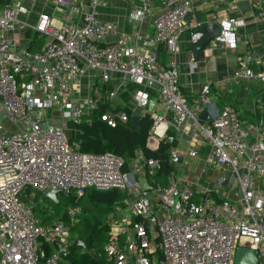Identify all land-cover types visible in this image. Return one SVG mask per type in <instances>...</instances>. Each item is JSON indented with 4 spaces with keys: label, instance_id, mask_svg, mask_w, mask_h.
Returning <instances> with one entry per match:
<instances>
[{
    "label": "built area",
    "instance_id": "2783aa9c",
    "mask_svg": "<svg viewBox=\"0 0 264 264\" xmlns=\"http://www.w3.org/2000/svg\"><path fill=\"white\" fill-rule=\"evenodd\" d=\"M54 1L53 12H39L33 25L20 18L30 12L21 0L0 5V264H70L71 227L84 211L67 205L66 220L42 221L36 208L48 216L56 212L39 195L50 188L126 193L110 219L105 254L112 264H234L240 246L254 249L264 264V56L239 33L245 19L222 17L209 45L234 49L243 43L230 81L260 83L252 117L225 105L204 122L212 84H203L201 99L190 102L179 67H163L157 50L178 51L192 0H137L128 17L134 23L151 17L145 34L98 15L112 0H90L87 11L79 0ZM253 7L264 19V0ZM20 27L44 36L39 50L17 48L8 32ZM201 35L193 30L191 38ZM128 87L127 97L121 92ZM153 98L162 113L148 110ZM97 111L111 127L139 111L141 118L149 114L151 149L164 141L172 165L188 155L208 167L191 181L177 177L164 184L158 179L162 160L142 150L129 160L113 151H81L82 125L92 123L85 116ZM177 133L189 137L184 148ZM139 176L152 188L144 191Z\"/></svg>",
    "mask_w": 264,
    "mask_h": 264
},
{
    "label": "crops",
    "instance_id": "0c3cea01",
    "mask_svg": "<svg viewBox=\"0 0 264 264\" xmlns=\"http://www.w3.org/2000/svg\"><path fill=\"white\" fill-rule=\"evenodd\" d=\"M21 1L30 9V12L29 14L21 15L20 18L29 23L32 22L31 20L37 21L39 12L43 11L50 14L55 7L48 3L51 0H34L33 2H28L29 0ZM79 1L84 11L90 9V0ZM254 1L255 0H241L240 2L232 4L231 0H192V7L186 18V25L180 33L178 51L170 52L164 45L158 46L157 50L160 64L163 67H167L172 62H175L179 67L180 86L185 97L190 102L194 100L199 101L201 99V88L203 84L206 82L212 84V103L207 105L205 109L208 111L210 118L225 105L240 109L246 116L252 117L254 108L253 99L259 91L260 83L252 84L247 81H230L231 74L237 67L238 56L244 49L242 42L238 48L234 49H229L225 46L213 49L208 43L205 48L201 50L198 60H194L193 52L188 48V43L192 41V31L194 30L192 25L196 23L214 25L215 23H219L221 18L227 15L241 16L245 19L247 24L239 28V33L243 38L246 35L247 37H251L252 44L256 48L258 54L264 56V19H260L255 14L253 7ZM137 3V0H112L106 7L99 9L98 15L104 19L118 22L120 26L127 31H132L135 27L145 34L150 28L151 17L139 23L132 22L128 17L129 11ZM28 29L26 30L20 27L15 31L8 32V35L20 50L24 48L39 50L44 42V37L33 39V35H27ZM33 31L35 30L33 29ZM220 53H223V55L228 58L226 63H221V67L218 66L217 61H214L212 57L213 55L219 56ZM192 60L196 63L194 68L191 67ZM243 85L246 86L243 88ZM121 94H126L128 97V95L131 94V89L128 87V89L125 90V92H121ZM225 96L229 98V101L224 100V103H220V100ZM262 96L264 98V95ZM130 104H133V102L130 101ZM148 110H155L162 113L163 108L161 102L157 98H153L148 106ZM140 113L139 111L138 114ZM207 121L208 120H205L204 122ZM188 141L189 137L177 133V142L180 146L184 148L188 144ZM153 142V140H150V144ZM153 144L155 145H152L154 147L158 146L157 141ZM200 162L203 164L202 168L199 167ZM170 165L171 170L168 180L178 177L181 178L184 183L191 181L202 172L203 168L208 167L204 159L202 160L200 157L190 158L188 155H185L179 164L172 165L170 162ZM208 169L210 170V168ZM209 173L215 175L216 171L212 173L210 170Z\"/></svg>",
    "mask_w": 264,
    "mask_h": 264
},
{
    "label": "trees",
    "instance_id": "16d2710c",
    "mask_svg": "<svg viewBox=\"0 0 264 264\" xmlns=\"http://www.w3.org/2000/svg\"><path fill=\"white\" fill-rule=\"evenodd\" d=\"M6 0H0V5ZM27 35H33V39L44 37L40 33L28 29ZM33 50L32 48H30ZM227 96L220 100L224 103ZM85 117L92 119L90 125H82L83 132L80 135V150L83 152H105L113 151L122 155L126 160L135 156L137 150H142L148 157H159L163 162V169L158 173V179L162 183H168L171 165L168 153L169 144L161 141L159 148L153 150L148 146L149 129L153 119L149 114L143 115L137 128L131 126V118L127 123L111 127L101 119L98 111ZM132 117V116H131ZM172 131V130H170ZM39 195L43 196L42 193ZM126 193L119 189L96 190L86 189L83 194L77 195L75 191L67 195L59 194V202L54 203L55 214L48 216L44 210L36 208V212L42 221L47 222L53 218L67 219V205H80L84 211L82 220L71 227V235L76 240L82 237L85 247L76 244L70 245V250L66 254V260L70 264H112L105 254V246L111 239L110 219L114 204L125 198Z\"/></svg>",
    "mask_w": 264,
    "mask_h": 264
},
{
    "label": "water",
    "instance_id": "95a60500",
    "mask_svg": "<svg viewBox=\"0 0 264 264\" xmlns=\"http://www.w3.org/2000/svg\"><path fill=\"white\" fill-rule=\"evenodd\" d=\"M221 31V27L219 23H215L213 26L209 25H201L194 29V32H201L202 35L196 41L192 40L188 43V48H190L193 52L194 60H198L201 50L205 48V46L210 42L212 38L218 35ZM5 113L3 111L0 112V119H4ZM210 116L207 110L203 111L201 119L203 121L209 120ZM141 121L140 114H134L132 116L131 126L133 128H137ZM139 182L141 183V187L144 191L149 190L152 188V185L149 183V180L146 176H139ZM73 190H67L64 192L65 194H71ZM61 191L59 189L50 188L43 192V196L47 199H50L54 203L59 202V194ZM76 244H80L81 246L85 247V242L82 237H78L75 240ZM234 264H258V257L254 249L248 246H240L237 249L236 256H235V263Z\"/></svg>",
    "mask_w": 264,
    "mask_h": 264
},
{
    "label": "rangeland",
    "instance_id": "374dc122",
    "mask_svg": "<svg viewBox=\"0 0 264 264\" xmlns=\"http://www.w3.org/2000/svg\"><path fill=\"white\" fill-rule=\"evenodd\" d=\"M7 1V0H6ZM24 1V0H23ZM26 1V0H25ZM33 2L34 0H29L28 2ZM49 4H51V5H54L55 4V1L54 0H51V1H49L48 2ZM30 10V9H29ZM32 22V24H35L36 22L34 21V20H31ZM213 57V59H214V61H217V64H218V66H220L221 67V63L223 62V63H226L227 62V57L226 56H224L223 55V53H220V55L219 56H217V55H213L212 56ZM220 63V64H219ZM219 69H221V68H219ZM218 69V70H219ZM246 85H243V88L245 87ZM200 168H202L203 167V164L200 162V166H199ZM211 172L213 173L214 171L213 170H211ZM217 173V172H216ZM47 199V198H46ZM47 200H50V199H47ZM156 236L158 237L159 236V232H156ZM62 264H64V263H62Z\"/></svg>",
    "mask_w": 264,
    "mask_h": 264
},
{
    "label": "bare ground",
    "instance_id": "6f19581e",
    "mask_svg": "<svg viewBox=\"0 0 264 264\" xmlns=\"http://www.w3.org/2000/svg\"><path fill=\"white\" fill-rule=\"evenodd\" d=\"M151 141H152V139H151ZM153 145V144H152Z\"/></svg>",
    "mask_w": 264,
    "mask_h": 264
}]
</instances>
